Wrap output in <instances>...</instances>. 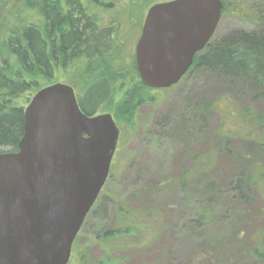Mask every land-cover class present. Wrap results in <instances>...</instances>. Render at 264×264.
I'll return each instance as SVG.
<instances>
[{"label": "rangeland", "instance_id": "obj_1", "mask_svg": "<svg viewBox=\"0 0 264 264\" xmlns=\"http://www.w3.org/2000/svg\"><path fill=\"white\" fill-rule=\"evenodd\" d=\"M165 1L170 0H84L101 24L115 21L126 49L123 61L110 67L112 96L98 113L118 118L120 102L139 77L135 52L147 12ZM226 1L230 11L222 15L211 42L260 29L232 9L240 5L263 14L264 0ZM11 6L12 0H0L3 15ZM31 19L39 22L37 14ZM96 67L94 79L102 73ZM86 71L57 65L54 78L41 81L40 88L66 83L80 94L92 81ZM36 92L22 94L16 103L25 109ZM254 93L235 76L210 69L189 72L170 88H151L150 96L158 100L138 108L132 129L123 126L110 178L83 224L69 264H79V254L84 264H99L107 256L116 264H260L252 253L264 234V189H247L240 176L259 152L240 136H221L226 106L244 108ZM211 103L216 109L207 108ZM254 107L261 110L264 104L258 101ZM199 156L210 162L205 173L196 167ZM134 222L137 229L105 238L109 230Z\"/></svg>", "mask_w": 264, "mask_h": 264}, {"label": "water", "instance_id": "obj_2", "mask_svg": "<svg viewBox=\"0 0 264 264\" xmlns=\"http://www.w3.org/2000/svg\"><path fill=\"white\" fill-rule=\"evenodd\" d=\"M223 8V0L152 5L136 45L141 82L152 89L178 84L213 38ZM119 138L114 116L85 113L73 86L36 92L24 109L18 151L0 153V264L70 263Z\"/></svg>", "mask_w": 264, "mask_h": 264}, {"label": "trees", "instance_id": "obj_3", "mask_svg": "<svg viewBox=\"0 0 264 264\" xmlns=\"http://www.w3.org/2000/svg\"><path fill=\"white\" fill-rule=\"evenodd\" d=\"M223 2L225 14L230 9L227 1ZM107 7L112 8V2ZM3 9L0 7V153L18 151L23 136L24 107L16 103L17 98L33 89L40 90L41 81L54 78L57 65L77 70L87 68L92 81L85 85L82 93L76 94L81 109L95 115L112 96L115 80L110 67L126 57L125 44L117 35L115 21L101 24L84 0H12L7 15H3ZM232 11L255 21L260 29L240 30L233 36L210 42L195 55L188 73L210 69L235 76L242 85L254 90V98L246 107L226 106L222 113L221 136L230 139L237 135L256 145L258 157L240 176L247 189L262 190L264 107L256 110L254 106L258 101L264 104V13L258 11L253 14L251 9L240 5H233ZM33 14L38 15L39 22L31 19ZM96 66L102 69V73L94 79ZM150 90L140 77L128 89L119 104L118 118L114 117L120 131L124 125L129 129L135 126L140 106L157 102L156 97L150 96ZM212 106L216 109L212 103L207 108ZM196 161V167L202 173L209 170L210 162L206 157L199 156ZM133 228L137 229L138 223H131L125 229L109 230L105 238L123 235ZM253 250L255 259L264 264V234ZM84 259V255L79 254L77 261L84 264ZM99 264H116V260L107 256Z\"/></svg>", "mask_w": 264, "mask_h": 264}]
</instances>
